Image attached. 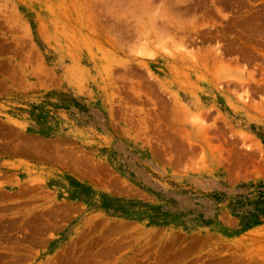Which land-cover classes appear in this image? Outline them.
<instances>
[{
	"label": "rangeland",
	"instance_id": "obj_1",
	"mask_svg": "<svg viewBox=\"0 0 264 264\" xmlns=\"http://www.w3.org/2000/svg\"><path fill=\"white\" fill-rule=\"evenodd\" d=\"M262 184L264 0H0V264H264Z\"/></svg>",
	"mask_w": 264,
	"mask_h": 264
},
{
	"label": "trees",
	"instance_id": "obj_2",
	"mask_svg": "<svg viewBox=\"0 0 264 264\" xmlns=\"http://www.w3.org/2000/svg\"><path fill=\"white\" fill-rule=\"evenodd\" d=\"M260 188L264 187V184L258 185ZM252 187V185H247L245 183H240L235 186V190H239L241 188L249 189ZM258 202H255L256 204L251 207L249 214L252 215L253 217L251 219H247V217L242 215V210L241 208L244 206L243 198L245 195L242 192H238L234 195L233 199L228 203V205L231 206L232 212L234 215L240 217L242 219V223L244 226L248 225L249 223H256L258 222L262 217H264V190L258 189ZM251 191H248L247 194H250ZM222 196H219L218 194H211L212 198H215L219 202H223L225 199H223L224 194Z\"/></svg>",
	"mask_w": 264,
	"mask_h": 264
},
{
	"label": "crops",
	"instance_id": "obj_3",
	"mask_svg": "<svg viewBox=\"0 0 264 264\" xmlns=\"http://www.w3.org/2000/svg\"><path fill=\"white\" fill-rule=\"evenodd\" d=\"M13 159L16 162V164H20L22 166H23V164L21 161L37 163L36 159L26 158V157H24V155L15 156ZM47 168H48V170L46 171V173L50 174L51 176H53V175L55 176V175H57V173H63L64 172L60 167L55 166V165H50Z\"/></svg>",
	"mask_w": 264,
	"mask_h": 264
}]
</instances>
